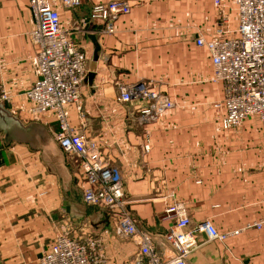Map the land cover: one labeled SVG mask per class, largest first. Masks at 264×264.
Wrapping results in <instances>:
<instances>
[{
  "label": "crops",
  "instance_id": "crops-1",
  "mask_svg": "<svg viewBox=\"0 0 264 264\" xmlns=\"http://www.w3.org/2000/svg\"><path fill=\"white\" fill-rule=\"evenodd\" d=\"M79 1L74 9H59L63 28L85 55L69 123L96 142L103 162L119 169L136 226L152 234L155 247L168 256L163 234L170 221L163 210L181 201L196 241L186 256L190 264H264V226L223 242L207 240L198 230L203 220L226 231L264 218V174L242 169L253 154L236 153L239 138L250 140L252 130L260 134L258 122L244 121L241 133L220 127L222 112L212 106L220 88L209 80L206 50L194 44L196 35L209 38L224 20L235 28V0L218 6L212 0H125L130 10L111 34L99 21L83 32L72 30L93 2L112 0ZM32 28L29 0H0V95H7L0 96V264H38L64 230L78 238L109 228L102 212L82 202L77 157L56 142L53 115H31L25 93L37 78ZM137 81L153 84L175 108L154 122H136L147 102L123 103L117 96L120 85ZM262 151L253 156L256 161L264 160ZM103 237L104 264H125L134 256V242L111 231Z\"/></svg>",
  "mask_w": 264,
  "mask_h": 264
},
{
  "label": "built area",
  "instance_id": "built-area-1",
  "mask_svg": "<svg viewBox=\"0 0 264 264\" xmlns=\"http://www.w3.org/2000/svg\"><path fill=\"white\" fill-rule=\"evenodd\" d=\"M214 6L220 0H212ZM79 0H29L33 28L30 39L37 46V78L26 91L33 118L51 113L58 123L55 140L62 151L77 157L84 186L81 199L96 207L108 222L102 234L73 238L67 232L58 233L39 257L38 264H104L103 236L111 231L115 237L136 244L134 256L125 264H190L186 256L196 246L189 224L188 211L181 201L164 207V218L170 225L163 240L170 247L162 256L153 243V235L136 226L126 208L119 169L103 162L96 142L86 139L69 123V108L79 99L80 85L85 76V55L77 49L70 32L62 26L59 9H74ZM125 0L93 2L86 17L76 18L73 31H85L89 23L99 21L102 31L111 34L117 19L128 14ZM236 26L230 29L224 20L218 23L209 38L194 37V44L203 47L211 66L210 82L220 88V97L213 107L221 110L220 127L232 129L248 119H256L264 143V0H235ZM2 99L7 95L3 93ZM145 100L135 116L138 123L154 122L173 108V102L154 90L148 83L137 81L118 87L117 100ZM264 218L244 222L240 227L217 230L209 220H203L198 230L207 240L223 242L250 229L259 230Z\"/></svg>",
  "mask_w": 264,
  "mask_h": 264
},
{
  "label": "rangeland",
  "instance_id": "rangeland-1",
  "mask_svg": "<svg viewBox=\"0 0 264 264\" xmlns=\"http://www.w3.org/2000/svg\"><path fill=\"white\" fill-rule=\"evenodd\" d=\"M153 88H154V90L162 93L161 91H159L157 89V87L156 88L153 87ZM171 101L173 102V105H174L173 108H175V106H176L177 103L174 102L173 100H171ZM213 103H212V106H213ZM173 108H171V109H173ZM166 112H164V113H166ZM242 125L243 124H241L240 126H238L236 128H232V129H238V130L240 129V131L239 132H236V133H241L242 132V130H241ZM262 149H264L263 140H262L261 135L259 134V132L258 131H255V130H252V134H251L250 140L247 139V137H246L245 139H240L239 138L236 141V153H238V152L245 153V154H249L250 153L251 155L253 154V156H254V155H256L257 150L259 152L263 153ZM219 152L223 154L225 151L223 152V150H219ZM253 156H252L253 160L251 161L250 165L249 166H246V167H243L242 169H245V170H248V171H251V172H255V171L256 172H261V173L264 174V160L256 161Z\"/></svg>",
  "mask_w": 264,
  "mask_h": 264
}]
</instances>
